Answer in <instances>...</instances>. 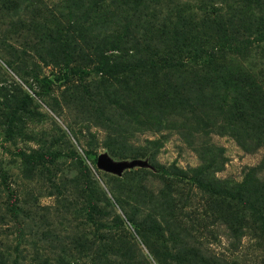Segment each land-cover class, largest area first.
I'll return each instance as SVG.
<instances>
[{
	"label": "trees",
	"instance_id": "16d2710c",
	"mask_svg": "<svg viewBox=\"0 0 264 264\" xmlns=\"http://www.w3.org/2000/svg\"><path fill=\"white\" fill-rule=\"evenodd\" d=\"M68 1L73 9L66 25L48 16L43 0H0V12L7 10L14 19L23 10L12 25L35 33L34 47L24 53L29 51L38 58L34 74L41 85L49 89L64 85L63 94L74 101L84 103L88 98L97 102L104 145L113 157H137L139 152L154 157L162 142L147 140V146L137 148L131 141L138 133L171 129L168 119L183 115L190 117L178 132L192 144L195 133L208 135L198 130L200 125H214L203 119L208 118V109L221 110L226 116L219 135L231 136L249 152L264 146V91L251 65L244 64L250 57L264 62V54L257 52L264 53V48H257L264 43V0H223L209 6L177 1L165 16L156 14L160 0ZM47 67L53 70L41 79ZM258 75L264 76V67ZM30 101L28 94L16 100L15 113L25 110ZM188 122L193 124L187 126ZM213 149L207 146L200 149L204 153L197 151L204 165L191 170L193 179L214 197L215 210L225 205V222L236 238L246 228L264 235V182L254 168L242 183L231 185L214 179L211 174L221 170L224 156L223 149ZM17 155L29 180L57 157L51 150H19ZM170 171L174 175L188 173L176 166ZM10 195L9 210L16 216L20 210L17 196L12 191ZM158 207L164 209L160 200ZM91 208L96 206L89 202L86 210ZM123 211L149 250L169 240L177 243L173 248L162 246L165 251L161 255L152 251L161 264H198L188 245L179 243L186 231L181 220L180 226L176 225L175 210L151 211L141 216V221L136 212ZM116 219L125 224L120 217ZM121 238L115 239L119 248L127 242Z\"/></svg>",
	"mask_w": 264,
	"mask_h": 264
},
{
	"label": "rangeland",
	"instance_id": "374dc122",
	"mask_svg": "<svg viewBox=\"0 0 264 264\" xmlns=\"http://www.w3.org/2000/svg\"><path fill=\"white\" fill-rule=\"evenodd\" d=\"M177 1L209 6L223 0H160L156 14L168 15ZM43 2L48 16L67 24L73 9L71 2ZM5 12H0V264H161L152 251L161 255L165 251L162 246L173 248L175 242L169 240L149 250L123 210L136 212L141 221V216L165 209L175 210L176 225L179 227L181 220L186 231L181 233L179 243L188 245L198 264H264V235L246 228L236 238L225 222V205L215 210L214 197L202 190L191 173L204 165L197 151L204 153L201 150L208 146L215 148L214 152L223 149V165L219 172L211 174L214 179L231 185L242 183L254 168L264 182V146L249 152L231 136L219 135L226 116L221 110L208 109V118L203 119L214 125H200L198 130L208 135L195 133L192 144L178 132L190 117L183 115L168 119L171 129L138 133L131 141L137 148L147 146V140L162 142L163 147L154 157L144 152L125 159L113 157L104 145L105 130L97 120V102L88 98L84 103L74 101L63 94L64 85H54L52 89L41 85L34 74L38 58L29 51L24 53V49L34 47L35 33L12 25L18 14H24L23 10L14 19ZM257 48H264V43ZM253 58L244 64L251 65L264 91V76L258 75L264 62ZM52 70L44 68L40 78L50 76ZM26 94L32 101L25 110L15 113L16 100ZM19 150H51L57 157L29 180L23 175ZM100 155L116 163L142 160L148 166L127 168L118 175L98 167ZM174 166L188 172L187 176L174 175L170 171ZM128 179L133 183L127 185ZM113 190L119 193L115 195ZM11 191L20 208L16 216L9 210ZM159 200L164 209H159ZM89 202L96 209L86 210ZM170 204L175 207L170 208ZM116 217L125 224L121 225ZM119 235L127 241L119 245L123 250L115 243Z\"/></svg>",
	"mask_w": 264,
	"mask_h": 264
},
{
	"label": "water",
	"instance_id": "95a60500",
	"mask_svg": "<svg viewBox=\"0 0 264 264\" xmlns=\"http://www.w3.org/2000/svg\"><path fill=\"white\" fill-rule=\"evenodd\" d=\"M148 166V163L142 160H134L132 162H114L107 155H100L98 157V167L114 174L122 175L123 171L127 168Z\"/></svg>",
	"mask_w": 264,
	"mask_h": 264
}]
</instances>
